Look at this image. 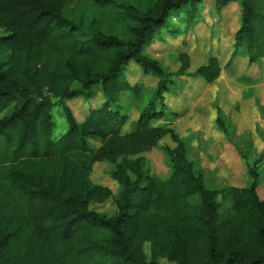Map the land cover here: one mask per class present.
<instances>
[{"label": "trees", "instance_id": "obj_1", "mask_svg": "<svg viewBox=\"0 0 264 264\" xmlns=\"http://www.w3.org/2000/svg\"><path fill=\"white\" fill-rule=\"evenodd\" d=\"M207 2L216 16L228 8L238 16L228 55L193 45ZM181 9L184 30H170ZM157 43L161 57L149 52ZM199 50L205 62L191 69ZM237 57L264 64V0H0V264H264V146L256 150L249 132L236 139L220 107L236 95L235 103L257 102L260 79L238 92L218 88L210 126L218 136L210 137L223 152L210 172L204 141L193 129L180 134V114L167 102L191 80L205 87L234 74ZM149 92L146 104L128 107ZM55 106L67 122L58 137ZM223 142L244 185L225 178L232 168ZM153 149L165 177L151 172ZM102 164L115 189L92 180ZM205 175L220 187H207ZM108 200L113 214L91 210Z\"/></svg>", "mask_w": 264, "mask_h": 264}, {"label": "rangeland", "instance_id": "obj_2", "mask_svg": "<svg viewBox=\"0 0 264 264\" xmlns=\"http://www.w3.org/2000/svg\"><path fill=\"white\" fill-rule=\"evenodd\" d=\"M205 15H204V23L200 22L197 24V27L195 28L198 38L193 42L194 46H200L204 49H212L214 52H218L219 54H229L230 51V38L234 34V32L239 27V19L234 11V8H228L223 11L222 16H216L213 12H208L207 10L210 7V2H207L206 4ZM203 11V13H204ZM206 16V17H205ZM169 29H178L180 31L184 30L185 25L187 24V13L185 9H181L180 11H172V13L169 16ZM214 34V38L212 41H210V37ZM216 39H220L218 43L215 42ZM214 41V42H213ZM229 41V44H228ZM170 44L177 43L178 45L181 42V39H177L176 41H172L169 39ZM165 44L157 43L152 47V49H149V52L153 53L154 55H157V57H161L163 55V51L165 50ZM197 49V47H196ZM196 55L193 54L192 58V66L191 69L196 68L201 63L205 62V58L202 59L200 51ZM236 65V70L234 74H226L223 73L219 77V79L213 84L208 86H202L198 80L192 81V83H189L190 88H185L179 96H171L168 98L167 102L170 107L175 108V110L178 111L180 114L179 119L176 122V126H178V130L180 134H186L189 129H193L204 143L202 144L203 147H207V151L209 155H206L208 159L204 157V154H200V157L202 159V167L204 168L205 172L212 171V167L218 166L221 164V160L219 158V161H217L218 153L219 155L222 152L219 151V147L217 146V149L214 148L212 138H215L218 136V134L214 131V127L210 130V126H213V121L216 116V104H217V90L222 89L225 87H230L227 92L232 89L233 92H238V89H243L245 85L249 80L252 78H259L260 81L254 85L257 102L262 105L264 104V64L260 67L258 66H249L246 64V60L243 58H235L234 62ZM131 76L134 77V74L138 75L139 71L132 67ZM236 74V75H235ZM239 77L240 80L236 79ZM149 79L151 76L148 77ZM147 79V84L151 85L154 83L153 79ZM134 81L133 79H131ZM145 80V79H144ZM199 90H193V88H200ZM223 90L221 93V100L224 98V94L226 93V90ZM245 89V88H244ZM205 91V94L199 98V94L203 93ZM220 91V90H218ZM150 92L143 95L142 93V99L133 100L128 99L131 101V103L128 105L129 108L135 107L140 100L146 104L148 100L151 98ZM140 97V95H139ZM238 98V95L235 97H228L230 103L227 104H221L220 107L222 108L223 112L226 116L231 120L232 124L236 127L235 136L236 139L242 138L246 133L249 132L250 140L253 143V146L256 150H261L264 146V143L262 141L264 136V112L259 108V104L257 105V102L252 100H239L237 103H235V99ZM83 102H87L86 100H83ZM96 104V102H94ZM237 104V105H236ZM83 108V107H80ZM79 108V109H80ZM78 108L75 107V110L78 111ZM197 111L198 114H201L205 116L206 123L201 128L198 129L197 124L194 125V123H197ZM124 112V111H123ZM203 112V113H202ZM52 118L55 123V129L53 132L54 137H58L62 135L67 130V122L62 114V108L60 106H55L52 111ZM194 121V123H193ZM206 129V131H205ZM208 137V138H207ZM206 138V139H205ZM216 139V138H215ZM215 141V140H214ZM162 144H171L169 139H165L162 141ZM220 144V142L218 143ZM224 145V151L226 154V162L228 165L231 166L232 170L225 175L226 180L232 184L236 185H244L245 184V175H241L240 171L242 170V167L239 162V158L237 157L236 152L226 142H223ZM222 146V143H221ZM222 148L220 147V150ZM147 160L149 162L151 172L157 176L165 177L168 174L167 167L165 165V162L163 160L162 153L157 150L153 149L149 151L146 154ZM107 166L105 165H98L95 166L94 173L92 174V180L96 183H100L102 185H108L111 189H115V185L112 183V181L109 179L108 175L106 174ZM260 173V180H264V169L259 168ZM205 183L207 187L213 188V187H220L215 184V182L208 179L209 176L205 175ZM218 178V177H217ZM226 180H222L221 184L223 182L228 183ZM258 192L262 198H264V183L258 188ZM228 205V203H225ZM91 210L100 213V214H106L111 215L115 212L116 208L114 203L111 200L106 201L103 204H93L91 205ZM161 264H171L167 262L166 260H160Z\"/></svg>", "mask_w": 264, "mask_h": 264}]
</instances>
